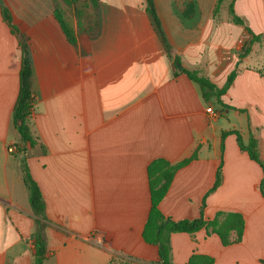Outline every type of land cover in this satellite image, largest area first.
I'll use <instances>...</instances> for the list:
<instances>
[{
    "label": "crops",
    "instance_id": "0c3cea01",
    "mask_svg": "<svg viewBox=\"0 0 264 264\" xmlns=\"http://www.w3.org/2000/svg\"><path fill=\"white\" fill-rule=\"evenodd\" d=\"M151 1L161 29L148 0H0V264H31L36 229L20 155L8 150L19 141L12 113L23 52L4 7L32 62L28 124L36 144L27 162L46 204L44 264H162L158 246L142 236L156 159L188 162L160 204L165 216L243 220L241 238L233 229L226 244L205 229L173 233L172 264L192 255L264 264L262 166L235 134L222 140L235 130L244 144L253 136L264 163V77L237 57L247 34L229 12L233 2L254 33H264V0ZM236 66L221 99L243 113L205 102L182 72L222 87ZM219 166L221 183L209 192Z\"/></svg>",
    "mask_w": 264,
    "mask_h": 264
},
{
    "label": "trees",
    "instance_id": "16d2710c",
    "mask_svg": "<svg viewBox=\"0 0 264 264\" xmlns=\"http://www.w3.org/2000/svg\"><path fill=\"white\" fill-rule=\"evenodd\" d=\"M148 10L153 16L158 29H161L151 0H148ZM229 12L234 23L244 27L247 36L250 38L243 44L241 52L238 55L241 61L249 53L250 49L249 47H246L247 43L252 44L257 42L260 38V35L254 33L247 20L235 12L233 2L230 4ZM3 17L12 30L16 32L20 47L23 52L22 67L20 70V90L12 113V122L19 134V141L16 143L15 152L20 155V168L23 182L29 194L30 206L36 216V229L33 235L35 253L31 264H44L48 255L47 241L45 237L46 204L38 183L34 180L30 173L27 162L29 148H32L36 144V140L28 124V119L32 113L33 105L32 62L31 58L29 57L27 38L14 24L12 15L6 7L3 9ZM238 64L239 62L237 63V66ZM237 66L229 73L226 82L222 87H218L216 84L212 83L207 77L201 75L199 71L183 69L182 72L186 74V76L191 81L199 85L203 100L205 102L215 98L218 105L223 109H236L225 104L221 98L227 93L235 78L237 77L239 73ZM236 110L242 113L246 112L245 109ZM228 134L236 135L240 148L247 152L252 160L258 162L262 166L264 172V163L259 159L256 139L251 136L248 144H244L240 132L235 130L224 132L222 134V140H224ZM187 163L188 162L186 161L177 164H171L164 159H156L148 166V178L152 205L143 229L142 236L147 244L158 246L159 257L162 264H172L170 237L173 233L185 232L194 234L201 229H205L208 234H218L221 237L223 243L226 244L228 241V233L231 230H237L239 238H241L243 232V220L240 215L234 213H220L217 216L218 218L216 217V219L213 220L205 219L203 214H201V216L198 218L182 219L176 221L165 216L161 212L160 204L166 196L176 173ZM221 180V166H219L216 172L215 182L209 192L215 191L219 187ZM260 190L264 196V177L260 184ZM204 206L205 202H203V207ZM219 217L222 219L219 220ZM213 262L214 260L212 257L192 255L187 264H213Z\"/></svg>",
    "mask_w": 264,
    "mask_h": 264
},
{
    "label": "rangeland",
    "instance_id": "374dc122",
    "mask_svg": "<svg viewBox=\"0 0 264 264\" xmlns=\"http://www.w3.org/2000/svg\"><path fill=\"white\" fill-rule=\"evenodd\" d=\"M258 35H260V38L257 42H254L252 44L247 43L246 47H249L250 50L245 58L248 61L249 68L258 71L264 77V33ZM249 39L250 38L247 36L246 39L240 42V44L238 45L237 57L241 52L243 44L246 42V40Z\"/></svg>",
    "mask_w": 264,
    "mask_h": 264
},
{
    "label": "built area",
    "instance_id": "2783aa9c",
    "mask_svg": "<svg viewBox=\"0 0 264 264\" xmlns=\"http://www.w3.org/2000/svg\"><path fill=\"white\" fill-rule=\"evenodd\" d=\"M207 112L209 113V114H211L212 116H218V113L212 108V107H208L207 108ZM8 150H9V152H15L16 151V144L14 143V144H10L9 146H8Z\"/></svg>",
    "mask_w": 264,
    "mask_h": 264
},
{
    "label": "water",
    "instance_id": "95a60500",
    "mask_svg": "<svg viewBox=\"0 0 264 264\" xmlns=\"http://www.w3.org/2000/svg\"><path fill=\"white\" fill-rule=\"evenodd\" d=\"M179 67H180V64H179Z\"/></svg>",
    "mask_w": 264,
    "mask_h": 264
}]
</instances>
